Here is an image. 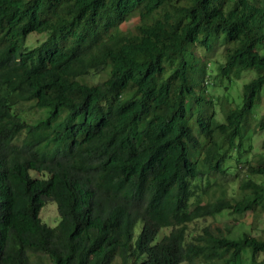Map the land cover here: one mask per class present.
<instances>
[{
  "label": "trees",
  "instance_id": "16d2710c",
  "mask_svg": "<svg viewBox=\"0 0 264 264\" xmlns=\"http://www.w3.org/2000/svg\"><path fill=\"white\" fill-rule=\"evenodd\" d=\"M263 98L264 0H0V264H264V227L189 229L264 222Z\"/></svg>",
  "mask_w": 264,
  "mask_h": 264
},
{
  "label": "rangeland",
  "instance_id": "374dc122",
  "mask_svg": "<svg viewBox=\"0 0 264 264\" xmlns=\"http://www.w3.org/2000/svg\"><path fill=\"white\" fill-rule=\"evenodd\" d=\"M136 23V18L133 17V19L126 21L120 25V31H126L127 29H133L134 24ZM46 37V34L44 33H31L29 34L27 38L28 44H37L40 41H43ZM221 47L215 48V53L220 50ZM215 56L209 55L208 58L211 60V58H214ZM251 77L250 73H245L241 79L237 80L233 84L229 86V89L227 91V97L228 100H234L236 103L240 101V88L241 84L245 82L247 79ZM86 78L93 80L94 82L101 81L103 78V74L98 71H90ZM210 82V80H207ZM225 91V88L222 85H211L210 88H207L208 94H210L212 97L220 96ZM261 104L258 105V107L254 110V114H262L264 112V98L260 102ZM220 102H216L215 105L212 107L214 117L216 121L222 122L224 120L223 115L221 113V110L219 109ZM21 135V134H20ZM22 136V135H21ZM20 137V136H18ZM264 139V129L258 130L254 134H247L246 138L244 140V145L248 146L249 144L253 145V149L251 150L247 162L251 163L253 165H256L257 163H261L262 159L259 158L261 153L263 151L262 149V141ZM244 166L238 167V174H242L244 172ZM222 180L225 178H228L230 181V184H232L236 180V176L233 174L229 175H222L219 176ZM199 183L203 186L206 185V182L204 180H200ZM234 186V185H233ZM40 217L41 219L50 224L54 225L59 219V215L57 212L56 204L53 200H47L44 206L42 207L40 211ZM245 229L247 231L252 232L253 234H260L263 232L264 222L261 219H254L251 212L245 213V214H227L223 216H216V217H208L206 219H199L193 224H189L190 234L197 235L201 232L202 228L204 226H209L214 231L218 233V229L222 232H225L227 228L231 229V232L237 233L240 228ZM46 259V257L44 258ZM264 259V253L259 254L257 256V261H261ZM46 264H53L50 260L46 262ZM248 264H255V263H248Z\"/></svg>",
  "mask_w": 264,
  "mask_h": 264
},
{
  "label": "clouds",
  "instance_id": "9594fccd",
  "mask_svg": "<svg viewBox=\"0 0 264 264\" xmlns=\"http://www.w3.org/2000/svg\"><path fill=\"white\" fill-rule=\"evenodd\" d=\"M42 33H43V32H42ZM44 34H45V33H44ZM28 36H29V35H28ZM28 36H27V38H28ZM46 37H47V36H46ZM46 37H45V38H46ZM40 42H41V41H40ZM85 78H86V76H85ZM93 82H94V81H93ZM97 82H98V81H97Z\"/></svg>",
  "mask_w": 264,
  "mask_h": 264
}]
</instances>
